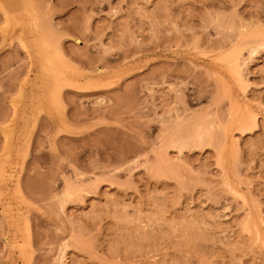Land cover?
<instances>
[{"label": "rangeland", "instance_id": "1", "mask_svg": "<svg viewBox=\"0 0 264 264\" xmlns=\"http://www.w3.org/2000/svg\"><path fill=\"white\" fill-rule=\"evenodd\" d=\"M0 264H264V0H0Z\"/></svg>", "mask_w": 264, "mask_h": 264}, {"label": "bare ground", "instance_id": "2", "mask_svg": "<svg viewBox=\"0 0 264 264\" xmlns=\"http://www.w3.org/2000/svg\"><path fill=\"white\" fill-rule=\"evenodd\" d=\"M82 90V89H81Z\"/></svg>", "mask_w": 264, "mask_h": 264}]
</instances>
